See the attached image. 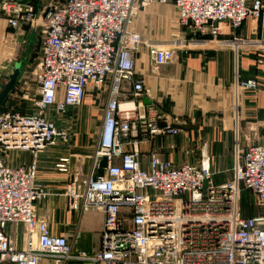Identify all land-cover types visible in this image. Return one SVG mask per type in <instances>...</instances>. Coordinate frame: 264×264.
Listing matches in <instances>:
<instances>
[{"label": "built area", "instance_id": "1", "mask_svg": "<svg viewBox=\"0 0 264 264\" xmlns=\"http://www.w3.org/2000/svg\"><path fill=\"white\" fill-rule=\"evenodd\" d=\"M152 4L173 6L179 26L205 39L228 29V43L237 41L248 16L264 11L263 0L250 7L247 0H0L9 27L38 28L40 37L34 94L25 96L31 109L0 112V264H264V142L241 148L236 135L231 177L220 184L213 182L205 152L197 163L176 166L151 150L142 166L140 143L179 133L162 125L157 109H137L146 93L133 78L142 40L128 27ZM183 45L153 44L149 59L165 65ZM88 85L106 86L90 169L72 174L69 157L55 169L67 176L69 210L103 212L101 245L92 253L74 252L36 214L47 194L36 181L37 158L56 142L69 147V135L54 117L80 106ZM256 87L254 78L236 77L234 94ZM12 150L27 151L31 161L9 165L5 157ZM243 189L259 213L242 216ZM9 225L23 227L21 249L12 245Z\"/></svg>", "mask_w": 264, "mask_h": 264}, {"label": "crops", "instance_id": "2", "mask_svg": "<svg viewBox=\"0 0 264 264\" xmlns=\"http://www.w3.org/2000/svg\"><path fill=\"white\" fill-rule=\"evenodd\" d=\"M253 1L247 0L248 7ZM152 5L139 11L128 27L142 40L134 53L133 78L142 81L146 93L141 99L144 108L137 109H157L163 115L162 125L171 124L179 133L157 136L150 144L140 143L142 166H147L151 150L176 166L197 163L205 152L210 158L213 182L220 184L231 177L236 135L241 148L264 142V11L258 18L248 16L236 33L237 41L228 43L231 40L228 29L215 40L199 37L187 29L178 33L173 6L161 5L166 14L154 15ZM166 20H172L175 27L172 35L162 29ZM38 36L37 30L27 26L9 27L0 16V80L6 85L15 64H19L14 88L21 93L19 107L24 111L30 110L31 104L19 79L23 77L24 61L32 57ZM170 37L180 38L185 45L180 46L171 62L154 65L148 56L150 46L165 44ZM236 77L254 78L256 89L234 94ZM124 90L129 91L130 85L125 83ZM144 99L149 104H144ZM105 100L106 86L98 89L88 85L74 117H54L56 125L67 131L69 147L56 142L37 158L36 181L47 194L37 202L36 214L47 223L52 235L65 237L74 252L92 253L100 247L103 212L95 208L69 210L63 196L67 176L59 173L55 164L60 158L69 157L72 174L88 173ZM5 160L9 165L28 164L31 156L27 151L12 150ZM7 234L10 238L17 237L15 248L21 249L23 227L9 225Z\"/></svg>", "mask_w": 264, "mask_h": 264}, {"label": "rangeland", "instance_id": "3", "mask_svg": "<svg viewBox=\"0 0 264 264\" xmlns=\"http://www.w3.org/2000/svg\"><path fill=\"white\" fill-rule=\"evenodd\" d=\"M162 7L163 6H161L159 4H153L152 5V14H154V15H156V14H166L164 11H162ZM176 23H175V26L177 28L178 33L181 32V30L185 31V29H183V28H181L179 26L177 21H176ZM155 27L158 28L159 25L156 24ZM174 28L175 27L172 26V20H166L165 23L162 26V29L165 32L170 33V35H172V31H173ZM33 29L37 30L38 28L37 29L33 28ZM169 40H181V39L178 38V37H170ZM39 41H40V37L37 38V41H35V45H34V47L32 49L33 50L32 51V57H30L28 60L26 59L24 61L25 66H24V69H23V77H22V79L21 78L19 79L20 85H22L23 88H24V92L23 93H25V95H27L28 98L32 97V95L34 94L35 86H36L34 72L36 70V66H37V62H38ZM26 82H27V84H26ZM4 85H5L4 82H2L0 80V90L3 88ZM27 86H29V87H27ZM5 100H6V101H4L5 103H3V105H2V110H4V111H13V110L14 111H18V110H21L22 107H19L20 106L19 103H21L20 102L21 101V93L18 91V89L15 90V88H14V90L5 98ZM26 108H28V107L26 106ZM78 108L79 107L68 110L65 115L67 117H69V118L74 117V114H75V112H76V110ZM93 110H95L94 112H96L95 108ZM97 112H99V110H97ZM74 126L76 127V124ZM228 172H229V170H228ZM229 176H230V172H229ZM240 204L241 205L242 204L245 205V209L246 210L243 211L242 208H241V212L243 211L242 212L243 216H247V215H249V213H251L252 215H255V214L259 213V210L254 205L253 197H252L251 193L248 190H245V189L241 190V192H240ZM89 209H91V208H89ZM16 242H17V237H12L11 238V243H12V245L14 247H15V243ZM42 262H47L49 264H54V261L51 260V259H44V260H42ZM42 262H41V264H42ZM65 264H69V263H65Z\"/></svg>", "mask_w": 264, "mask_h": 264}, {"label": "water", "instance_id": "4", "mask_svg": "<svg viewBox=\"0 0 264 264\" xmlns=\"http://www.w3.org/2000/svg\"><path fill=\"white\" fill-rule=\"evenodd\" d=\"M18 75H19V64L17 63L15 64V70L13 74L9 77L7 84L5 85L3 90L0 92V105L5 99V97L9 95L14 89L16 82H17ZM143 102L144 104H149V102L145 99L143 100Z\"/></svg>", "mask_w": 264, "mask_h": 264}, {"label": "trees", "instance_id": "5", "mask_svg": "<svg viewBox=\"0 0 264 264\" xmlns=\"http://www.w3.org/2000/svg\"><path fill=\"white\" fill-rule=\"evenodd\" d=\"M4 101H6V100L4 99L3 102H2L1 105H0V112H1V111H4V110H2V105H3V103H5ZM240 208H242L243 211L246 210V209H245V205H243V204H242V205L240 204ZM243 211H242V212H243ZM242 212H241V214H242ZM242 216H243V215H242ZM247 216H253V215H252L251 213H249V215H247ZM247 216H245V217H247Z\"/></svg>", "mask_w": 264, "mask_h": 264}]
</instances>
